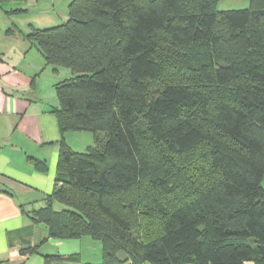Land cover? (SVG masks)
Here are the masks:
<instances>
[{"label":"trees","instance_id":"1","mask_svg":"<svg viewBox=\"0 0 264 264\" xmlns=\"http://www.w3.org/2000/svg\"><path fill=\"white\" fill-rule=\"evenodd\" d=\"M219 1L70 0L26 35L71 70L50 111L61 134L93 135L83 153L60 144L31 212L49 239L90 237L100 264H264V0Z\"/></svg>","mask_w":264,"mask_h":264},{"label":"crops","instance_id":"2","mask_svg":"<svg viewBox=\"0 0 264 264\" xmlns=\"http://www.w3.org/2000/svg\"><path fill=\"white\" fill-rule=\"evenodd\" d=\"M70 0H0V262L7 264H76L44 256L79 254L86 237L73 240L49 239L46 227L33 220L32 211L45 206L43 199L53 189L60 144L74 151L72 141L91 145L86 132L61 134L56 117L55 85L67 73L47 65L33 42L32 30H44L67 19ZM65 76V77H64ZM48 170L36 171L33 161ZM86 238V239H85ZM35 250V252H34ZM96 261V262H91ZM250 264V263H246Z\"/></svg>","mask_w":264,"mask_h":264},{"label":"rangeland","instance_id":"3","mask_svg":"<svg viewBox=\"0 0 264 264\" xmlns=\"http://www.w3.org/2000/svg\"><path fill=\"white\" fill-rule=\"evenodd\" d=\"M248 6H249L248 0H220L217 3L216 8H217V10H223V11L224 10H241V9L247 8ZM61 69H62L61 71H64L67 73L66 76H69V77H67V79H69L72 76L70 69L63 68V67ZM54 91H55V89H54ZM55 97H56V93H55ZM77 133H83V132H77ZM86 134L89 135V137H93V135L89 132H86ZM71 144H73L72 146L75 148L74 151L72 150L73 152L83 153L87 150V147L85 145H82L81 139H74V141H72ZM92 144H93V139L91 141V145ZM261 185L264 187V179L262 180ZM52 209L55 211L61 210V209H63V205H60L58 203H54L52 206ZM86 238H87L86 241H88V243H86V242L82 243L81 247L78 248V250H80L82 252L83 258L85 260H95L94 258L96 257L99 250L97 248L98 246H95L94 243H96V245H97L98 242L92 240V238H90V237H86ZM69 242H73V240H68V243ZM99 249H100V259H96V260H100V261L97 264H100L102 262L100 246H99ZM91 262H96V261H91ZM250 264H252V263H250Z\"/></svg>","mask_w":264,"mask_h":264},{"label":"water","instance_id":"4","mask_svg":"<svg viewBox=\"0 0 264 264\" xmlns=\"http://www.w3.org/2000/svg\"><path fill=\"white\" fill-rule=\"evenodd\" d=\"M117 259L121 262H124L126 260V255L124 253H119L117 255Z\"/></svg>","mask_w":264,"mask_h":264}]
</instances>
